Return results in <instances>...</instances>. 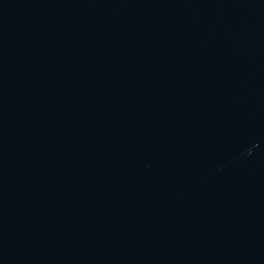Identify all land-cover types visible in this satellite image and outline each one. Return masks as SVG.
<instances>
[{
  "label": "water",
  "instance_id": "water-1",
  "mask_svg": "<svg viewBox=\"0 0 264 264\" xmlns=\"http://www.w3.org/2000/svg\"><path fill=\"white\" fill-rule=\"evenodd\" d=\"M0 264H264V0H0Z\"/></svg>",
  "mask_w": 264,
  "mask_h": 264
}]
</instances>
